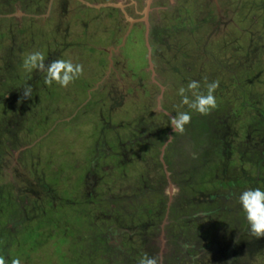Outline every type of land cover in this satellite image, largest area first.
Returning a JSON list of instances; mask_svg holds the SVG:
<instances>
[{
  "label": "rangeland",
  "instance_id": "374dc122",
  "mask_svg": "<svg viewBox=\"0 0 264 264\" xmlns=\"http://www.w3.org/2000/svg\"><path fill=\"white\" fill-rule=\"evenodd\" d=\"M2 1L0 9L8 13L0 12V133L12 130L7 148L14 150L13 168L27 166V183L49 191L34 200L26 196L10 239L1 226L17 208L7 195L0 197L6 202L0 211V255L8 264L17 257L21 264H138L145 253L158 256L160 264H264V237L250 234L239 203L243 191L264 190V166L260 171L257 163L251 165L257 156L264 165V0H155L152 5L162 7L161 25L168 26L170 44L177 47L165 51L159 43L165 53L159 66H148L147 30L133 25L123 36L131 8L124 18L111 7H97H123L129 0H85L95 8L68 0L59 22L58 0ZM51 1L52 16L39 17ZM217 10L228 15L215 28L227 25L234 34L212 33ZM201 21L203 31L190 33L188 24ZM230 40L235 42L222 49V41ZM248 44L242 67L238 61ZM33 50L50 52L45 63L57 58L80 63L83 75L67 88L45 85V73L39 81L43 72L22 68L24 54ZM151 59L157 64L156 54ZM236 65L240 70L233 79L223 74ZM31 78L39 82L32 84ZM192 80L200 82L201 91L206 82H220L214 93L218 106L209 115L181 106L178 89ZM26 85L33 98L26 100L25 113L18 111V123L5 91ZM178 111L192 117L183 134L169 126ZM246 146L255 152L243 153ZM5 147L6 141L0 144ZM95 163L94 175H87ZM242 165L263 178L259 186L241 179ZM166 177L174 184H165ZM7 178L0 174V183ZM177 192L183 213L195 216L193 228L172 219ZM184 214L181 220L189 222Z\"/></svg>",
  "mask_w": 264,
  "mask_h": 264
},
{
  "label": "flooded vegetation",
  "instance_id": "af4514ba",
  "mask_svg": "<svg viewBox=\"0 0 264 264\" xmlns=\"http://www.w3.org/2000/svg\"><path fill=\"white\" fill-rule=\"evenodd\" d=\"M36 1V0H35ZM78 1V0H77ZM81 1V2H80ZM116 1V0H115ZM34 2V1H33ZM80 3L84 2L85 5H88V7H93L95 8L94 5H90L88 4L87 2L89 1H85V0H79ZM32 3V2H30ZM64 3H65V7H66V4L68 3V0H58V2L56 3V6H55V9H56V13H57V22H59V19H63V14H64ZM83 3V4H84ZM153 3H155V0H142V3L140 4V2H138L137 0H129L128 4H124L123 7L122 6H118V8H114V7H117L116 5H113V4H110V3H106V4H100V6H97V7H102V6H108V7H111L110 10H112V13L116 10H118L121 15L124 16V18L126 17L124 14L125 12L127 13V9L131 8L130 10V13H127V15L129 16V20H126L128 22V26L129 29L126 30L125 35L128 34V32L130 31L131 27L134 25V26H140L141 27V33H142V30L143 32H145V30H147V33H146V38H144L145 42H146V45H147V50H146V56L148 57V61H149V64L148 66L151 64L153 65H160L163 61H164V52L160 51L159 48L160 46L163 47V49L166 51L167 48H169V51H171V47H173L172 49H175L177 47H174V45L172 46V44H170V41L169 39H171V32H170V29L168 28V26L165 28H163V25H161V22L163 21L162 20V17H163V14L160 15L159 11H160V8L162 9V7H160V4H158L157 6L156 5H152ZM40 4V3H39ZM53 4L52 1L51 3H48L46 4L47 6V10L45 9L43 11V13H41V15H38L39 17L40 16H43V17H49V16H52L54 10H53ZM93 4V3H92ZM162 4V3H161ZM152 5V6H151ZM171 5V4H169ZM64 8V9H62ZM219 9V8H218ZM45 12V13H44ZM66 12V10H65ZM162 12V11H161ZM154 13V14H153ZM217 14H218V17L215 21V24L216 22L219 21L220 17H223L225 16L226 18V15H224L222 12L218 11L217 10ZM29 15V14H28ZM30 17V16H29ZM123 18V19H124ZM128 19V18H127ZM224 21V20H223ZM60 24V23H59ZM143 28V29H142ZM168 28V29H167ZM172 29V28H171ZM174 30V29H173ZM217 30L215 28V25L214 27L212 28V33ZM178 31V30H176ZM175 34V32H173ZM167 37H166V36ZM207 35V34H206ZM205 35V37H206ZM210 38H208L209 40ZM15 42V39L12 38V42ZM206 41V39H205ZM54 42V41H52ZM155 42L156 43V48L153 49L152 47V43ZM160 42H163L160 46L159 43ZM56 43V46L59 44L57 42ZM54 43V44H55ZM206 43H204L203 45H205ZM18 46V45H17ZM117 46H120V42L117 43ZM58 47V46H57ZM116 45L114 44L113 48H112V52L111 53H114V49H115ZM118 49H116L115 51L117 52ZM149 50V51H148ZM158 53V55H156V58H157V64L153 61V59H151L153 57V55L155 53ZM50 55V52H47L45 54V57H49ZM56 57V56H55ZM46 62V61H45ZM109 69L112 71L114 70L115 71V66L114 65H109ZM146 67L142 68V69H145ZM41 73V72H39ZM44 74V73H41V75ZM120 88V87H119ZM117 88V90L119 89ZM21 90H23L22 87H16L15 91H5L7 92L6 94L7 95H10L11 98L8 99L7 101H10L7 105L13 109V112H11V117L12 118H19L18 117V111L20 112H26L25 111V107H24V104L26 103V100L27 99H24L22 98V94H21ZM120 90V89H119ZM4 92V93H5ZM115 92V91H114ZM17 96V98H19V102L16 103L15 105H13V102L12 100ZM32 97V96H31ZM33 98V97H32ZM32 101V99L30 100ZM17 114V116H16ZM15 121V119H13ZM21 117L19 118V122L18 123H21ZM16 122V121H15ZM20 128V126H19ZM103 129L101 128L100 129V132L102 131ZM12 130L8 129L7 131H3L0 133V144H3V142L6 141V147L5 149L1 150L0 149V174L3 175V177L5 175H7V179L5 181V184H2L0 183V197H2L3 195H7V200H10V202H13L15 208H17V210L15 212H11L9 211V216L7 217V220L5 221L4 223V227H2V233L8 235L9 239L11 236L9 235H15V228L16 227V224L19 222V220H17V217L19 216L18 214H20V210H22V212H24L25 209V205H24V202L27 201V198H29V196H32V200H34V198H40V190H45L46 188L43 187L44 184H40L38 186H32V184H29L27 186H23V184L20 185V182L22 181L20 178L17 177V175H13V172H11L12 168H13V164H14V160L11 156L10 158V154L13 152L14 153V150H10V153H9V149L7 148L8 144H10V142L12 141V133H11ZM6 136L7 135V139H3L2 137L3 136ZM101 135V134H100ZM2 136V137H1ZM103 135H101V138H102ZM2 138V139H1ZM4 146V145H3ZM13 149H17L16 146H13ZM12 153V154H13ZM16 154V153H15ZM16 157V155H14ZM4 157V158H3ZM94 161V160H93ZM97 170V165L96 163L94 164L93 168H90V172L87 171V175H89V173H91V175H94V172L93 170ZM14 170V168H13ZM15 173V172H14ZM12 174V175H11ZM16 177V178H14ZM167 178V177H166ZM15 180H18V184L15 183ZM21 180V181H20ZM9 181V182H8ZM165 181V184H174L172 181H170V179H164ZM3 182V181H2ZM7 182H8V188L7 190H5V187H7ZM164 183V182H163ZM25 185V184H24ZM5 186V187H4ZM39 190V191H38ZM179 191V190H177ZM180 195H182L180 193ZM27 196V198H26ZM179 197V192H177L174 196L175 198V201H174V198L173 202L174 205L173 207H177L178 205H181L180 206V209L182 207H184V204L183 203H177V198ZM23 198V199H22ZM171 199V201H172ZM24 200V202H23ZM37 201V200H35ZM6 203V202H5ZM5 203H0V211L2 209H5L4 205ZM8 203V204H9ZM178 208V207H177ZM6 210V209H5ZM26 212V211H25ZM185 215V214H184ZM26 217H24L25 219ZM22 222V221H21ZM21 223H19L20 225ZM11 226L14 228L12 229ZM20 227V226H19ZM7 239V238H6ZM8 240V239H7ZM204 245V244H202ZM205 246H203L202 248H204ZM199 249H201V246L199 247Z\"/></svg>",
  "mask_w": 264,
  "mask_h": 264
},
{
  "label": "clouds",
  "instance_id": "9594fccd",
  "mask_svg": "<svg viewBox=\"0 0 264 264\" xmlns=\"http://www.w3.org/2000/svg\"><path fill=\"white\" fill-rule=\"evenodd\" d=\"M45 61L46 57L42 51L33 50L24 54L22 68L28 73L34 70L45 73V85L51 86L55 83L62 88H67L83 75V65L74 63L71 59L57 58L48 63ZM219 83V80L206 82V91H201L199 81L188 82L186 87L182 86L178 89L181 106H187L188 109L202 116L209 115L218 106L214 93L219 87ZM31 93V85H26L23 88L22 98L30 99ZM191 118L188 111H178L175 115H170L169 126L172 133L183 134L185 126L191 122ZM171 139L172 136L168 135V141ZM239 203L245 213L250 234L256 238L264 237V190L250 188L243 191L239 196ZM238 239L237 237L236 242ZM0 264H8L4 255H0ZM11 264H21V260L18 257L12 258ZM138 264H160V258L145 253L138 260Z\"/></svg>",
  "mask_w": 264,
  "mask_h": 264
},
{
  "label": "trees",
  "instance_id": "16d2710c",
  "mask_svg": "<svg viewBox=\"0 0 264 264\" xmlns=\"http://www.w3.org/2000/svg\"><path fill=\"white\" fill-rule=\"evenodd\" d=\"M1 3H3V4H5L4 3V1H2V2H0V4ZM239 3V2H238ZM8 5V4H7ZM240 5H242V2L240 1ZM0 12L1 13H3V14H5V17H6V15H7V11H5V10H1L0 9ZM223 14H225V13H223ZM187 14H185L184 16H182L181 17V20L183 21V22H185V20H186V16ZM191 15V14H190ZM225 15H228V14H225ZM191 17V16H190ZM211 17H212V15H211ZM214 18V22L212 23V28L214 27V25H215V21H216V19H217V17H218V14H215V16H213ZM1 19V18H0ZM189 19H191V18H189ZM239 20H241V18H239ZM202 23H203V21H201V22H198V23H196V24H194L193 26H192V23L190 22L188 25L190 26L189 27V32L190 33H194V32H196L197 30H202L203 31V28H204V26H202ZM184 25V24H183ZM204 25V24H203ZM202 27V28H201ZM20 29V28H19ZM220 29V27L217 29V30H215L214 32H217L218 34V36L219 37H224L223 35H224V33L225 32H230V33H232V34H234V32L232 31H230L228 28H227V25L225 26V27H221V29ZM225 29V30H224ZM19 32H21V29L19 30ZM209 33V31H207V32H205V34H208ZM240 34V33H239ZM12 40V39H11ZM251 41H252V38H251ZM254 41V40H253ZM223 42V44H222V49H224L225 47H226V45H229V44H233L235 41H233V40H230V41H228V42H226V41H222ZM12 43H14L15 44V42L13 41ZM253 45V44H252ZM252 47V46H251ZM17 48L19 49V46H17ZM173 47H171L170 49L171 50H173L174 51V49H172ZM205 48H207L206 46H205ZM249 49H250V44H248L247 46H245V49H243V51H244V54L243 55H241L240 57L241 58H239V59H241V60H239L238 62L240 63V64H238V65H240V66H242V67H244V65H245V62H246V59H248L247 57H248V51H249ZM226 50V49H225ZM224 52V51H223ZM223 52H220V53H222V55H223ZM175 53H177V51H175ZM175 53H172V54H175ZM156 55H158V53L156 52L155 53ZM216 56H218V55H216ZM214 59H215V55H214ZM215 61H216V59H215ZM164 62V61H163ZM220 66V65H219ZM237 66V65H236ZM236 66H235V68H233V69H231V73H229V72H227V71H225L226 69H228V68H226L225 70H224V68H222V70L223 71H225V73H223L225 76H229V75H231V77H232V79H233V76H234V72L236 71V70H240L238 67L239 66H237V68H236ZM221 68V67H220ZM10 70V69H9ZM230 71V70H229ZM10 75H12V74H9V76ZM43 75V74H42ZM42 75H41V78H40V80L39 81H41V79H43L42 78ZM36 76V75H35ZM38 77V76H37ZM40 77V76H39ZM31 81H32V84H37L39 81L37 80V82H35L34 83V81H33V78H31L30 79ZM227 80H225V82H226ZM237 81V82H236ZM235 83H236V85H238V79H235ZM221 95L222 94H219V96L221 97ZM218 139H220V141H221V138H218ZM223 142V141H222ZM263 142H264V140L262 141V143H261V141H260V143H261V145L263 144ZM247 147V148H246ZM246 147H244V149L243 150H245V152H243V153H251L252 154V152H255L254 151V149H252V150H249L248 149V146H246ZM222 148H223V151H225L224 150V148H225V146L223 145L222 146ZM227 149V148H226ZM227 151V150H226ZM259 153V152H258ZM256 154V153H255ZM255 154H253L254 156H256ZM257 155H259V154H257ZM246 156V155H245ZM241 159V158H240ZM246 162H248L247 160H245ZM249 162H251V161H249ZM260 162H261V160L259 159V157L257 156V157H254L253 158V160H252V162L251 163H253V164H251V165H256V163L258 164V167L260 168V171L262 170L261 169V167L260 166H264V165H260ZM242 163V162H241ZM23 169L22 168H14V172L16 173V175H17V177L18 178H20L21 180H22V184H23V186H27V185H29V183H27L28 182V179H27V169H28V167L27 166H24L23 165ZM25 167H26V170H25ZM241 168L243 169V171H246L245 169H244V166L242 165L241 166ZM249 174V175H248ZM247 176V177H246ZM241 179L243 180V179H245L244 181H250L252 184V186L254 187V184H256L257 186H259V181H260V184H261V182H262V180H263V178H261L260 180L258 179V175H257V173L255 172H252V171H250L249 173L246 171L243 175H242V177H241ZM20 180V181H21ZM245 183H247V182H245ZM25 184V185H24ZM259 188H261V187H259ZM39 191V190H38ZM40 194H42V195H44L45 197H47L48 196V194H49V191H48V189L46 188L45 190H40ZM164 198H162V200H163ZM206 200L208 201V199L206 198ZM184 211H185V209H184ZM183 210H182V208L181 209H177V207H171V212L173 213L174 212V214L172 215V216H175V217H172V219L174 218L175 220L177 219L179 222H182V224L184 223V226H183V228H193V225H196V223H194V219H195V216H194V214H190L192 211H190L189 213H185V215H187L191 220L188 222V221H186V220H181V216H182V214H184L183 212H184ZM210 211V210H209ZM209 211H208V213H209ZM221 214V213H220ZM219 214V215H220ZM206 215V214H205ZM209 216V215H208ZM207 216V217H208ZM218 216V215H217ZM221 216V215H220ZM201 217L202 218H206V216H204V214H201ZM218 221V220H217ZM225 221L226 222H222L223 224V226L225 227L226 225H227V220L225 219ZM230 225V224H229ZM216 226V225H215ZM228 226V225H227ZM226 226V227H227ZM231 226V225H230ZM229 228V227H228ZM231 228V227H230ZM202 230L204 229V228H201ZM232 229V228H231ZM2 230H4V229H2L1 228V232H2ZM236 230V229H235ZM238 230H239V228H238ZM205 231V230H204ZM170 232H172V231H170ZM206 232V231H205ZM204 232V233H205ZM229 235H231V236H234V231H233V229H232V231H230L229 232ZM235 241V240H234ZM230 242H232V241H230ZM204 245H201V247H203V246H205V243H203ZM209 244V243H208ZM236 243L235 242H233L232 244H231V246L230 247H227L226 249H225V252H224V254L226 255H229L230 253H231V251H232V249H233V245H235ZM207 245V244H206Z\"/></svg>",
  "mask_w": 264,
  "mask_h": 264
},
{
  "label": "water",
  "instance_id": "95a60500",
  "mask_svg": "<svg viewBox=\"0 0 264 264\" xmlns=\"http://www.w3.org/2000/svg\"><path fill=\"white\" fill-rule=\"evenodd\" d=\"M119 5V4H118ZM98 6H100V5H98Z\"/></svg>",
  "mask_w": 264,
  "mask_h": 264
}]
</instances>
